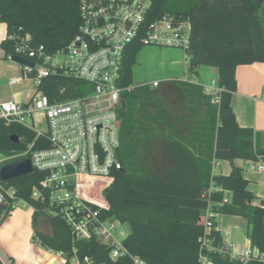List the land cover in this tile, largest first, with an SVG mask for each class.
Wrapping results in <instances>:
<instances>
[{
  "label": "trees",
  "instance_id": "obj_1",
  "mask_svg": "<svg viewBox=\"0 0 264 264\" xmlns=\"http://www.w3.org/2000/svg\"><path fill=\"white\" fill-rule=\"evenodd\" d=\"M80 0H0V22L7 25L8 38L0 46L7 57L15 54L13 36L30 33L35 47L44 46L48 53L66 46L78 32ZM151 19L164 16L187 18L192 29L190 45L186 49L189 73L198 75L201 66L219 70V103L204 94L201 86L181 82V94L192 97L198 106L206 109L204 117L192 122L190 132L182 134L168 110L155 96V88L144 85L124 92L119 158L122 169L117 170L114 184L107 191L110 204L106 216L129 222L131 228L125 245L132 255L145 264H200L202 253L199 238L205 234L201 217L209 206L204 197L213 185L221 189L213 192L210 201L221 202L225 191L230 201L216 208L219 215L245 219L247 236L253 246L264 254V200L249 190L250 181L245 168L235 161L264 160V148L257 145L253 128L238 124L233 107L237 91L236 71L239 66L264 64V0H151ZM142 47L134 45L126 54L121 73V86H133V67ZM40 91L50 103L84 97L93 91V85L62 73L50 74ZM149 125L142 124L141 119ZM18 137L15 142L11 137ZM162 141L163 156L156 152L153 158L142 162L137 148L138 139ZM49 148L46 138H37L36 132L22 124H7L0 118V156ZM230 162L231 172L213 174V162ZM18 160H12L9 163ZM47 173L35 170L33 174L3 181L14 191V199L0 205V228L12 213L14 200H23L36 210L32 215V241L56 253L72 249L71 231L67 224L55 218L50 220L52 233L38 228L45 217V204L33 198L34 180L42 182ZM259 201L255 204L254 201ZM215 245L223 248L225 241L220 229L209 234ZM81 253L105 258V251L96 244L81 242ZM92 249V250H91ZM215 264H264L251 259L243 263L228 254H211ZM11 263L14 262L9 257ZM0 264H7L0 256Z\"/></svg>",
  "mask_w": 264,
  "mask_h": 264
},
{
  "label": "built area",
  "instance_id": "obj_2",
  "mask_svg": "<svg viewBox=\"0 0 264 264\" xmlns=\"http://www.w3.org/2000/svg\"><path fill=\"white\" fill-rule=\"evenodd\" d=\"M151 8V0H80L78 32L66 46L53 53H48L44 46L35 47L30 33L12 37L15 54L8 59L13 61L14 56H20L35 65L22 66V74L10 78L9 85L31 82L32 94L26 102L15 99L0 102V118L7 124L33 129L37 138L49 141L50 147L34 150L32 144L23 153L0 156V168L12 160L30 159L35 170L47 173L40 182L44 189L40 191L34 186L32 196L45 204L47 219L59 218L71 231V252H54L60 264H145L124 243L130 231L126 223L105 214L110 208L107 191L114 184V173L122 169L119 158L122 95L134 88L121 86V73L127 51L134 45L179 49L187 58L192 29L187 18L164 16L152 20ZM58 73L93 85V91L84 97L50 103L40 88L50 74ZM158 86V82L152 84V88ZM203 90L213 104L219 103L218 81ZM37 115L46 119V132L35 128ZM222 162L214 160V175L219 174ZM245 170L264 175V160L259 157L248 162ZM2 182L0 179V205L8 197L14 199V191ZM218 190L221 189L212 185L204 193L209 206L201 217L205 234L199 238L200 264H215L211 254L216 252L243 263L251 259L264 262V254L251 242L240 252L232 241L221 248L209 238L214 228L219 229L220 215L216 208L229 202L231 196L225 191L221 202L210 201L212 193ZM25 207L36 210L23 200H14L11 209ZM81 242L96 244L105 251V258L98 256L100 250L91 249L92 254L83 255Z\"/></svg>",
  "mask_w": 264,
  "mask_h": 264
},
{
  "label": "crops",
  "instance_id": "obj_3",
  "mask_svg": "<svg viewBox=\"0 0 264 264\" xmlns=\"http://www.w3.org/2000/svg\"><path fill=\"white\" fill-rule=\"evenodd\" d=\"M7 38V25L0 22V44ZM172 51L176 54H181L180 51L184 53L182 72L165 81L160 82L155 80L147 85L152 87L153 83H159V86L155 88L156 98L158 92L163 91V94L172 92L177 98L183 100L182 105H177L174 102L172 108L168 111L182 134H186L187 132H183L180 125L183 122H194L195 120L204 117L206 109L203 105L198 106L188 93L187 97L181 94L179 84L182 81L179 80L185 77L187 79L186 83L201 86L203 88L204 86L210 85V82L214 81L215 76H219V70L215 67L201 66L198 69V75L194 77L189 73V64L185 57V52L179 49H174ZM21 74L22 66L16 62L10 61L5 50L0 46V102L9 101L11 99H15L18 102H26L29 99V96H31L32 93L30 92V95L29 92L23 94L25 91L19 89V87L24 84L17 86L9 85L10 78L19 77ZM236 77L238 88L233 95L232 103L238 124L244 128H253L257 133L258 147L264 148V64L258 63L239 66L236 71ZM194 78H198V83L193 82ZM24 95L26 97H24ZM247 163L248 162L242 160L235 161V165L244 168ZM223 165H228V167L222 168ZM231 168L232 165L230 162H222L221 172L229 174ZM244 176L250 181L249 190L255 196L264 200V175L255 174L245 170ZM254 203L258 204L259 201L256 200ZM16 210L12 211L11 216L0 228L1 258L7 264H60V261L54 252L48 251L32 241L34 235L32 226L31 229L23 230L22 227L19 226L20 224L14 220V217L17 214ZM31 222L32 221L29 220V224H31ZM247 230L248 225L246 235ZM223 238L225 242H234L230 231H226ZM250 242L251 241L248 238V246L250 245ZM9 257L14 259L13 263L10 262Z\"/></svg>",
  "mask_w": 264,
  "mask_h": 264
},
{
  "label": "rangeland",
  "instance_id": "obj_4",
  "mask_svg": "<svg viewBox=\"0 0 264 264\" xmlns=\"http://www.w3.org/2000/svg\"><path fill=\"white\" fill-rule=\"evenodd\" d=\"M174 49L171 48H159L156 46H144L140 49L137 54L136 64L133 67V86L135 88L151 84L153 81H165L172 76L179 75L182 72V65L184 64V53L180 51L181 54H176ZM214 82L217 83L218 76L214 77ZM211 79V78H209ZM193 82L198 83V78H194ZM212 82H210L211 85ZM25 92H30L32 89V83L27 82L26 84L19 87ZM156 94V93H155ZM24 97H26L24 95ZM157 98L160 99L163 107L166 110L172 108V104L175 102L177 105H182L183 100L177 98L172 92H167L163 94V91L158 92ZM176 105V106H177ZM142 124L147 126V120L141 119ZM180 125V124H179ZM192 126L191 121L183 122L180 128L183 132H190ZM35 128L39 131L46 132L47 121L41 115H37L35 119ZM138 141V151L140 159L143 162L144 158H153L155 152L159 156H163L162 141L158 139H149L148 136L140 135ZM153 153V154H152ZM228 167V165H223L222 168ZM221 172V168L219 173ZM17 214L14 220L18 222L23 230L31 229L32 222L29 224V220L32 221L33 209L30 207L19 208L16 210ZM49 216L40 218L38 221V228L46 233H52V227L50 220L47 219ZM219 229L222 230L223 236L226 231H230L232 234V239L237 245L238 250L241 252L243 249L248 248V238L246 235L247 223L244 218L232 215H220L219 217ZM227 238V237H226ZM59 261H61L58 258Z\"/></svg>",
  "mask_w": 264,
  "mask_h": 264
},
{
  "label": "water",
  "instance_id": "obj_5",
  "mask_svg": "<svg viewBox=\"0 0 264 264\" xmlns=\"http://www.w3.org/2000/svg\"><path fill=\"white\" fill-rule=\"evenodd\" d=\"M13 61L18 63L21 66H31L34 67L35 63L33 61L27 60L20 56H14ZM121 125V122L118 123V126ZM11 139L15 142H18V137L13 135ZM35 171L32 161L30 159H23L19 161H15L9 164H6L0 168V179L2 181H11L19 177L27 176L33 174ZM34 186L38 188V190L42 191L44 188L40 184L39 181L34 180ZM126 227L128 229L131 228V224L129 222L126 223Z\"/></svg>",
  "mask_w": 264,
  "mask_h": 264
}]
</instances>
